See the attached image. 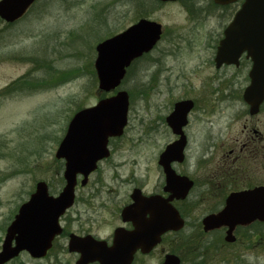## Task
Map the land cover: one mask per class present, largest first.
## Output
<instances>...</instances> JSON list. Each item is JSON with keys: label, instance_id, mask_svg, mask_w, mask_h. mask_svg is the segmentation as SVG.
Listing matches in <instances>:
<instances>
[{"label": "rangeland", "instance_id": "1", "mask_svg": "<svg viewBox=\"0 0 264 264\" xmlns=\"http://www.w3.org/2000/svg\"><path fill=\"white\" fill-rule=\"evenodd\" d=\"M238 8H216L212 0H40L15 25L2 22L0 246L17 207L37 182H45L52 195L60 192L63 164L54 154L70 118L116 91L129 95L127 125L109 144L110 160L78 191L83 199L66 215L67 232L78 231L87 221L88 232L106 238L113 212L134 183H142L147 191L158 187L157 158L172 140L163 120L176 101L196 102L187 128L191 148L211 147L204 155L209 157L198 164L203 172L196 176L203 179L219 170L220 148L232 145L245 118L241 95L248 85L246 66L216 70L212 62L222 31ZM141 18L161 25L160 41L131 64L115 91H99L93 69L96 45ZM197 156L190 154L183 168L192 170ZM255 232L250 237L241 232L242 242L228 250L206 247V263L264 264V224ZM65 243L64 238L58 240L40 262L22 253L10 264H74Z\"/></svg>", "mask_w": 264, "mask_h": 264}, {"label": "water", "instance_id": "2", "mask_svg": "<svg viewBox=\"0 0 264 264\" xmlns=\"http://www.w3.org/2000/svg\"><path fill=\"white\" fill-rule=\"evenodd\" d=\"M35 1L37 0H0V20L12 23L22 18ZM213 1L226 5L239 0ZM242 1L240 10L224 31V38L219 43L214 62L216 68H219L222 64L237 66L243 53L250 58L253 63L249 72L250 85L244 91L243 101L250 105L252 115L257 113L264 98V0ZM160 35L159 24L140 20L122 33L98 44L94 62L98 88L105 92L117 88L125 76L126 68L134 59L149 52ZM191 108L190 101L176 103L172 114L166 119L172 131L180 135L178 141L166 147L159 161L163 166L168 186L181 187L186 180L176 176L169 165L172 161L183 160L185 136L181 129L187 123L186 116ZM127 110V93L120 91L72 117L55 153L57 159L65 160L63 178L66 184L57 197H52L48 195L43 182L37 183L35 192L20 206L6 230L0 251V264L17 257L22 251H26L33 258L45 255L54 237L61 233L59 217L73 203L76 175L81 174L86 179L96 168V163L109 156L108 138L122 135L127 123ZM189 187L185 186V191ZM136 192L134 196L138 194V191ZM144 200L140 198L137 204L140 205ZM131 210L125 209L122 215L125 216ZM177 216L176 214L175 225H170L168 229L182 228L183 222L181 219L178 221ZM254 221L264 222L263 187L231 195L227 207L216 215L206 217L203 226L205 231L227 226L229 231L226 241L233 242V229ZM166 229L149 231L146 235L141 232V228H137L128 236L117 233L115 246L112 248H107L105 243L93 241L91 238L78 239L72 235L69 250L81 254V259L76 264H87L94 260H98L100 264H110L108 256L111 254H115L112 264H129L136 248L149 252L159 242L160 235ZM118 243L122 244V248H118ZM100 253L106 254V257L100 258ZM163 264H178V259L168 256Z\"/></svg>", "mask_w": 264, "mask_h": 264}, {"label": "flooded vegetation", "instance_id": "3", "mask_svg": "<svg viewBox=\"0 0 264 264\" xmlns=\"http://www.w3.org/2000/svg\"><path fill=\"white\" fill-rule=\"evenodd\" d=\"M214 6L216 8L222 7L225 9L233 5ZM231 20L224 27L222 37L224 30L230 24ZM218 42L215 46V51ZM240 66H246V81L248 83L247 86H249L250 81L248 74L252 67V63L250 59L246 58V54L241 56L238 66L223 65L220 69H236ZM244 90L241 95L242 102ZM185 101L192 102V108L186 116V125L181 129L185 136L183 160L181 162L172 161L169 165L171 171L176 176L186 179L183 182V185L181 187L179 185L168 186L166 184V175L163 166L159 163L160 157L166 147L180 139V135L175 134L166 121L167 117L171 115L170 113V115L166 116L164 120L162 119L172 135V140L165 143L164 147H161V152L157 158L156 168H158L160 173V184L158 187L154 190L147 191L142 183H134L126 196V200L117 213L113 212L115 218H112V228L109 231V236L106 238L88 232L90 230V223L87 221L78 226V228H80L78 231L67 232L66 215L70 210H73V207L78 203L79 199H83V195H80L79 197L77 196L78 191L87 188L90 180L98 175L100 171L99 166L104 162L106 163V161L108 162L111 158L109 144L116 138H110L108 144L109 156L101 159L97 163V167L86 180H84L81 175L77 177L74 202L59 219L61 234L54 238L51 248L47 251L44 257L30 259L35 262H40L46 259L52 248L56 246L57 241L64 238L66 243L63 246L65 247L67 254L73 256L74 264H76L81 259V254L77 251L69 250L71 235H74L79 239L91 237L96 241L105 243L107 248H112L115 246L114 240L117 233L128 236L136 231L137 228H141V232L146 235L149 231H157L159 229L167 228L160 235L159 242L154 245L149 252H143L139 247L136 248L129 264H162L168 256L176 257L178 259V264H207L205 261L207 256L206 247H209L212 251L218 249L228 250V248L236 247L242 242V239H240V237L238 238V234L241 232H248V235L245 233V237H250V234L253 236L256 233L255 228L263 224L254 222L248 226H237L232 232L234 241L228 242L226 241L227 232L229 230L227 226L204 231L202 222L206 217L216 215L223 211L227 207V201L231 195L250 192L261 187L264 188V98L259 104L258 111L255 115H251L249 106L243 102L245 105V118L242 121L238 137L235 138L232 145L220 148L219 170L205 175L203 179H198V175L203 172L198 164L209 157L204 155L205 151L207 149L210 151L211 147H208L207 149L198 147L195 150L191 148V139L189 138L187 128L189 126V119H191V115L196 108V102L191 99H183L176 101L175 103ZM190 154L193 156L198 155L197 159L199 162L193 165L192 170H185L183 167L189 165L188 161ZM197 170L198 172H196ZM199 171L201 172L199 173ZM196 174L198 175L196 176ZM217 176L220 178L214 179ZM63 185H65V182H63ZM185 186H190L187 191H185ZM136 191H138V194L134 196ZM140 198L145 200L138 205L137 203L140 202ZM127 208H131L132 210L130 213L128 212L123 216V211ZM199 208V214L194 215L192 212H195ZM176 214L178 215V221L179 219L182 220L183 227L181 229H168L170 225H175ZM83 226L86 231L81 229ZM118 248H122V244L118 243ZM85 252H88V250H85ZM98 256L100 258H105L106 254L100 253ZM229 256L235 257V254L231 253ZM108 257L110 264H112L115 254H111ZM12 261L7 264H10ZM87 264H100V262L94 260Z\"/></svg>", "mask_w": 264, "mask_h": 264}]
</instances>
